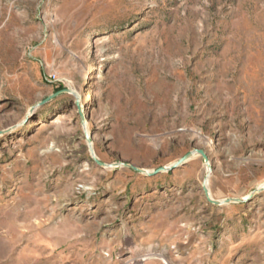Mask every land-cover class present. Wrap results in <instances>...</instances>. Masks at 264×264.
Returning <instances> with one entry per match:
<instances>
[{
  "label": "rangeland",
  "instance_id": "1",
  "mask_svg": "<svg viewBox=\"0 0 264 264\" xmlns=\"http://www.w3.org/2000/svg\"><path fill=\"white\" fill-rule=\"evenodd\" d=\"M91 72L102 163L264 187V0H0V264H264V190L102 168L39 106Z\"/></svg>",
  "mask_w": 264,
  "mask_h": 264
},
{
  "label": "water",
  "instance_id": "2",
  "mask_svg": "<svg viewBox=\"0 0 264 264\" xmlns=\"http://www.w3.org/2000/svg\"><path fill=\"white\" fill-rule=\"evenodd\" d=\"M61 94H71V95L74 96V93L72 92V90L71 89H67V90L61 91V92L57 93L56 95L50 97L45 102L39 104V106L47 103L53 97H56V96L61 95ZM79 115H80L82 126L84 128V134H85V138H86V141H87V144H88V147H89V151H90L91 157H92L93 161L97 165L102 167V168H112V167L128 168V169H131V170H133V171H135L137 173H141V174H144V175H147V176H153V175H159V174H162V173L171 172L174 169L185 165L188 161H190L191 159H193L195 156H198V155L202 156L205 164H208V165L210 164V161H209V158L207 156V153L204 150H199V149H195V150L187 153L183 158H181L179 161H177L172 166L162 167V168H159L158 170L153 171V172H150V171H147V170H144V169H140V168L134 167L132 165H128V164L109 165V164L102 163L98 159V157H97V155L95 153V150H94V147H93V143L91 141V136H90V134H89V132L87 130V127H86V118L81 117V114H79ZM203 190H204V192L206 194V197H207V199L209 200L210 203H212L213 205H216V206H223V205L234 204V203H238V204L248 203L255 196L260 194L264 190V187L254 190L246 199L245 198H239V199H226V200H214V199L210 198L207 195L208 192H207V188L205 186H203Z\"/></svg>",
  "mask_w": 264,
  "mask_h": 264
},
{
  "label": "bare ground",
  "instance_id": "3",
  "mask_svg": "<svg viewBox=\"0 0 264 264\" xmlns=\"http://www.w3.org/2000/svg\"><path fill=\"white\" fill-rule=\"evenodd\" d=\"M93 79V72H91L89 75H88V78H86V80L88 81V92L85 94V95H82L79 91L75 90L74 88H71L72 92L74 93V96H75V102L72 106V111H77V112H80L79 114L82 115V117H84L85 113L83 110H85V106L84 104H90L93 100H94V92L92 90V83H91V80ZM65 114H60V118L64 117ZM205 169H206V175H205V179H204V185L206 188H207V195L214 199L213 196H212V193H211V190H210V187H209V179H210V176L212 174V167H211V164H205ZM264 186V185H263ZM262 188V187H260ZM246 199V198H245ZM130 261V260H129ZM129 263V262H128Z\"/></svg>",
  "mask_w": 264,
  "mask_h": 264
}]
</instances>
